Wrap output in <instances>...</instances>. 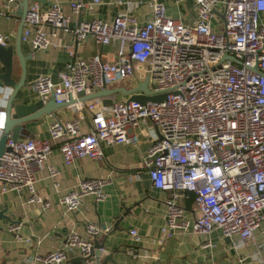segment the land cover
Here are the masks:
<instances>
[{"label":"built area","instance_id":"1","mask_svg":"<svg viewBox=\"0 0 264 264\" xmlns=\"http://www.w3.org/2000/svg\"><path fill=\"white\" fill-rule=\"evenodd\" d=\"M117 2L127 10L113 21L95 18L75 25L61 3L47 8L39 1L30 3L21 40L33 49H50L52 35L59 31L72 33L78 42L94 37L101 45L118 43L113 62L99 54L80 57L70 51L59 80L40 75L31 83L38 99L46 103L54 96L57 103L68 102L81 92L130 89L146 78L149 90L166 94V99L141 104L115 97L109 105L102 98L77 101L68 106L75 105L81 113L90 111L89 131H81L82 113L78 119L55 120L47 138L9 136L8 149L0 157V194L26 189L29 201L47 210L52 203L37 193L36 171L44 167L54 142L59 141L67 165L85 156L100 161L105 158L102 143L137 145L135 130L151 126L155 137L142 164L154 187L170 192L158 244L182 231L207 235L218 228L227 237L237 236L236 246H243L256 230L264 232V0H194L197 17L191 23L169 16L162 2L152 0L153 16L143 24L133 13L143 0ZM69 5L74 15L88 7L84 0ZM17 6V0H0V29L1 19L11 18ZM8 37L0 31L1 44H7ZM129 81L132 85H125ZM1 116L3 130L4 110ZM49 170L52 176L58 174L53 166ZM105 183L103 178L83 179L77 188L63 193L59 203L74 211L89 195L100 200L105 197ZM190 197L193 219L180 202ZM101 232L96 223H88L87 236L73 232L62 247L38 255L34 262L65 264L72 249L87 257L94 236ZM131 234L137 236V230ZM259 250L264 264V242ZM129 253L142 257L133 248ZM235 264H245V258Z\"/></svg>","mask_w":264,"mask_h":264},{"label":"crops","instance_id":"2","mask_svg":"<svg viewBox=\"0 0 264 264\" xmlns=\"http://www.w3.org/2000/svg\"><path fill=\"white\" fill-rule=\"evenodd\" d=\"M18 1L20 0H17L19 6ZM33 1L37 0L30 3ZM71 1L39 2L43 8L57 2L61 3L64 10L70 14L72 25L78 21L95 18L111 22L119 13L127 10V6L120 5L118 0H101L99 4L93 3L92 0H84L88 3L86 11L81 15H74L69 5ZM143 1V4L133 8V13L141 24L153 16L152 0ZM158 1L165 5L169 16L180 18L186 23L196 20L194 0ZM18 6L11 18L1 19L0 31L9 35L7 44H16L20 22V16L16 14ZM262 19L264 20V13ZM48 30L51 33V30ZM70 51L80 57L99 54L104 60L113 62L117 59L118 43L113 41L109 45H101L94 37L78 42L72 33L62 31L52 35V46L46 51H34L30 44L22 42V52L29 58L26 61V88L21 96L38 99L31 83L40 75H50L53 80H59L60 72L69 60ZM1 65L0 63V68ZM14 69L13 76L19 81L22 67L16 52ZM132 83L133 81H129L125 85L131 86ZM7 90L5 98L4 95H0L3 97L0 98V110H4L6 98L12 92L11 89L5 88V91ZM123 97L126 96L122 94L116 96ZM74 106L58 109L57 118L44 115L42 121L27 122L28 131L35 137L47 138L50 136V125L55 120L78 119L82 113L84 118L81 119V131H89L92 128L90 111L84 109L81 113L75 110ZM135 131L139 134L137 145L102 143L105 155L103 160L98 161L85 156L76 159L71 165L65 163L59 141L54 142L53 151L44 167L36 171V191L52 203L47 210H43L40 203L30 202V195L26 189L22 192L10 191L0 194V209L7 207L6 214L17 221L15 224L0 221L3 227L0 229V264H35L38 255L62 247L71 233L87 236L88 223L93 222L101 227L103 224L110 225L121 217L120 230L107 232L101 228L102 232L97 235L100 242H105L103 255L111 257L107 264H210L212 261L218 264H235L240 257L245 258V264H262V253L259 250V246L264 242L262 228L255 231L253 239L240 247L235 244L239 239L237 236L227 237L218 228L207 235L193 233L191 230L182 231L163 244H158L157 239L160 237L167 212L166 199L170 192L154 187L148 170L142 164L144 155L155 137L153 128L150 126L148 129ZM2 134L3 130H0V137ZM50 166L58 170L56 176L51 175ZM86 178L105 179V197L97 200L89 195L85 197L79 209L66 210L59 203V197L77 188ZM180 202L189 209V218L193 219L195 214L193 199L181 198ZM127 209L128 213L123 216ZM133 229L137 230V236L131 234ZM208 242L212 246H206ZM131 248L136 249L142 257H132L129 253ZM68 253L72 258L76 256L77 250L72 249ZM145 253H150L151 256L146 259Z\"/></svg>","mask_w":264,"mask_h":264},{"label":"water","instance_id":"3","mask_svg":"<svg viewBox=\"0 0 264 264\" xmlns=\"http://www.w3.org/2000/svg\"><path fill=\"white\" fill-rule=\"evenodd\" d=\"M32 0H20L19 6L16 12L20 16V22L16 33V44H1L0 43V95L6 94L5 88L11 89L12 92L6 98L4 111L6 112L5 128L3 134L0 137V157L8 149L6 142L9 136L13 139L18 138H35V135L31 134L27 129V122L32 120H43L44 115H50L57 118L56 111L63 107H67L69 104L77 101L86 102L94 98H102L103 103L106 105L112 104L114 98L122 94L128 98V100H134L145 104L148 100L154 102H161L166 99L167 95H154L148 88V78L144 81L138 82L137 86L127 89L126 87H112L107 88L92 94H86L85 92L79 93L78 98H70L68 102L57 103L52 96L46 103L42 99H28L27 96H21V93L25 90V77H26V61L29 58L22 52V40L21 35L25 20L29 12V3ZM41 1V0H37ZM223 20L226 21L225 13L221 14ZM38 49H34L36 51ZM15 52L19 56L22 75L19 81L14 76V54ZM258 68L255 67V70ZM26 97V98H25ZM3 98V97H0ZM5 98V95H4ZM58 120V119H57ZM2 118H0V122ZM129 209L123 214L125 216ZM7 207L0 209V221L4 220L11 224H15L11 216L6 214ZM122 217L116 220L110 225L103 224L101 228L104 231L112 232L120 230L119 223ZM0 229L3 227L0 225ZM111 234V233H110ZM102 249H105V242H100L97 236H94V245L91 250V254L87 257L76 254V256L70 258L65 264H107L110 260V255H103Z\"/></svg>","mask_w":264,"mask_h":264}]
</instances>
